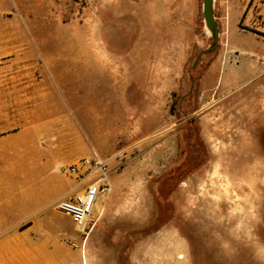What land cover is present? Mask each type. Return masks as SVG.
I'll return each mask as SVG.
<instances>
[{
  "label": "rangeland",
  "instance_id": "1",
  "mask_svg": "<svg viewBox=\"0 0 264 264\" xmlns=\"http://www.w3.org/2000/svg\"><path fill=\"white\" fill-rule=\"evenodd\" d=\"M245 3L213 0L209 51L202 0H0L4 233L57 235L59 264H264V0ZM92 151L111 191L83 240L52 204Z\"/></svg>",
  "mask_w": 264,
  "mask_h": 264
},
{
  "label": "built area",
  "instance_id": "2",
  "mask_svg": "<svg viewBox=\"0 0 264 264\" xmlns=\"http://www.w3.org/2000/svg\"><path fill=\"white\" fill-rule=\"evenodd\" d=\"M112 162V157H102L92 151L63 169L71 184L54 201L52 208L70 218L73 230L83 240L88 238L94 226L93 212L97 199L111 191Z\"/></svg>",
  "mask_w": 264,
  "mask_h": 264
},
{
  "label": "crops",
  "instance_id": "3",
  "mask_svg": "<svg viewBox=\"0 0 264 264\" xmlns=\"http://www.w3.org/2000/svg\"><path fill=\"white\" fill-rule=\"evenodd\" d=\"M249 1L246 0L245 5L241 4L242 11ZM228 6L234 10L237 8L235 2L228 4ZM6 210H8L7 204L0 205V264H59L57 246L55 245L57 235L45 234L34 239L5 234L6 227L10 225L6 219ZM31 227L32 225H29L22 232Z\"/></svg>",
  "mask_w": 264,
  "mask_h": 264
},
{
  "label": "water",
  "instance_id": "4",
  "mask_svg": "<svg viewBox=\"0 0 264 264\" xmlns=\"http://www.w3.org/2000/svg\"><path fill=\"white\" fill-rule=\"evenodd\" d=\"M213 0H202V13L207 27L212 32L213 45L209 51H213L218 43V28L212 11Z\"/></svg>",
  "mask_w": 264,
  "mask_h": 264
},
{
  "label": "bare ground",
  "instance_id": "5",
  "mask_svg": "<svg viewBox=\"0 0 264 264\" xmlns=\"http://www.w3.org/2000/svg\"><path fill=\"white\" fill-rule=\"evenodd\" d=\"M241 232V231H240ZM241 236L245 235V232L243 231L242 233H239ZM181 260V259H180Z\"/></svg>",
  "mask_w": 264,
  "mask_h": 264
}]
</instances>
